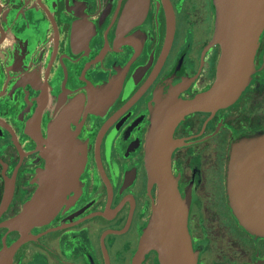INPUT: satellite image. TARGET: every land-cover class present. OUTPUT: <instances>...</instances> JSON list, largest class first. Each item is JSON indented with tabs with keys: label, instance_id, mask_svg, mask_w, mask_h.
I'll return each instance as SVG.
<instances>
[{
	"label": "flooded vegetation",
	"instance_id": "obj_1",
	"mask_svg": "<svg viewBox=\"0 0 264 264\" xmlns=\"http://www.w3.org/2000/svg\"><path fill=\"white\" fill-rule=\"evenodd\" d=\"M215 28L214 0H0V255L23 236L7 223L39 190L61 124L84 165L12 264H162L156 250L137 257L158 200L147 139L169 94L188 100L214 84ZM173 140L197 264H264V234L233 205L237 174L245 198L264 203V29L238 99L188 114ZM244 140L254 143L235 168Z\"/></svg>",
	"mask_w": 264,
	"mask_h": 264
},
{
	"label": "water",
	"instance_id": "obj_2",
	"mask_svg": "<svg viewBox=\"0 0 264 264\" xmlns=\"http://www.w3.org/2000/svg\"><path fill=\"white\" fill-rule=\"evenodd\" d=\"M216 28L213 44L221 45L217 78L206 91L192 99H179L178 91L157 107L146 145L150 184L158 185V200L141 238L140 262L149 250H156L162 264H197L188 229L189 201L182 198L172 171L176 147L173 133L177 124L196 111H216L233 104L251 80L259 38L264 29V0H214ZM180 91V90H179ZM254 141L235 146L233 165L242 167ZM78 143L58 125L49 145L47 169L35 196L7 225L23 230V236L3 249L0 264H12L15 251L27 240L26 230L48 223L74 188L84 165ZM239 176V177H238ZM233 205L240 220L256 233L264 234V203L245 198L242 174L234 178Z\"/></svg>",
	"mask_w": 264,
	"mask_h": 264
}]
</instances>
